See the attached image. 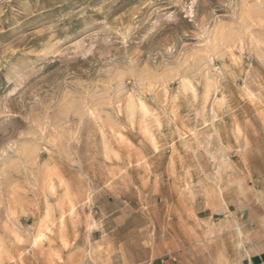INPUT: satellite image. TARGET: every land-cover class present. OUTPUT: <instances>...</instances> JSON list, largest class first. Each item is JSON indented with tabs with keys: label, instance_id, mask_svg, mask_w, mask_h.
Instances as JSON below:
<instances>
[{
	"label": "clouds",
	"instance_id": "obj_1",
	"mask_svg": "<svg viewBox=\"0 0 264 264\" xmlns=\"http://www.w3.org/2000/svg\"><path fill=\"white\" fill-rule=\"evenodd\" d=\"M264 254V0H0V264Z\"/></svg>",
	"mask_w": 264,
	"mask_h": 264
},
{
	"label": "crops",
	"instance_id": "obj_2",
	"mask_svg": "<svg viewBox=\"0 0 264 264\" xmlns=\"http://www.w3.org/2000/svg\"><path fill=\"white\" fill-rule=\"evenodd\" d=\"M253 264H264V254H257L253 257Z\"/></svg>",
	"mask_w": 264,
	"mask_h": 264
}]
</instances>
